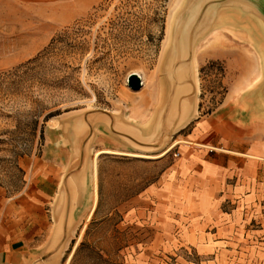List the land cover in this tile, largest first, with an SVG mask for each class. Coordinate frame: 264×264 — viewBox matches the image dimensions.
<instances>
[{"label": "rangeland", "instance_id": "1", "mask_svg": "<svg viewBox=\"0 0 264 264\" xmlns=\"http://www.w3.org/2000/svg\"><path fill=\"white\" fill-rule=\"evenodd\" d=\"M187 5V0H92L72 7L73 13L62 19L59 13L66 9L61 7L43 12L0 0V224L5 209H19L27 199L37 170L62 169L67 162L71 145L63 135L69 119H82L86 141L94 133L79 148L89 157L91 194L60 264H67L70 256L68 264H264V231L253 238L256 254L247 257L243 249L239 255L228 254L222 242L214 251L201 253L182 245L180 230L165 224L174 204L165 178L180 175L181 159L203 147L193 137L196 123L230 116L264 69L259 43L249 30L227 25L213 30L194 51L196 69L189 82L196 89L189 83L187 93L194 106L181 124L185 93L175 104L172 85L170 101H162L167 86L161 65L169 59L164 51L175 16ZM132 73L143 78L138 90L130 87ZM163 102L166 111L177 107L170 126L150 139L157 145L151 151L140 150L109 128H98L103 112L122 114L145 127ZM91 123L92 131L87 126ZM174 141L178 144L159 158L102 152L97 161L98 203L87 219L95 152L159 153Z\"/></svg>", "mask_w": 264, "mask_h": 264}, {"label": "crops", "instance_id": "2", "mask_svg": "<svg viewBox=\"0 0 264 264\" xmlns=\"http://www.w3.org/2000/svg\"><path fill=\"white\" fill-rule=\"evenodd\" d=\"M14 2L43 12L61 7L66 9L59 13L63 19L73 13L72 7L89 5L92 0ZM233 110L230 116L196 123L193 137L203 147L181 159L180 175L165 178L171 185L167 195L174 201L165 224L180 230L182 245L201 253L214 251L222 242L228 254L239 255L243 249L245 256L252 257L256 254L251 249L253 238L264 231V117L246 116L241 104ZM68 159L62 169L37 170L33 188L19 209H5L0 224V264H32L50 244L54 207Z\"/></svg>", "mask_w": 264, "mask_h": 264}, {"label": "water", "instance_id": "3", "mask_svg": "<svg viewBox=\"0 0 264 264\" xmlns=\"http://www.w3.org/2000/svg\"><path fill=\"white\" fill-rule=\"evenodd\" d=\"M187 3V7H184L175 16L173 32L169 38L175 46V52L161 65V69L166 73L163 76V81L167 86V93L163 95L162 101H170L168 93L173 86L175 94L172 99L175 104L179 96L185 93L180 109L182 112L181 124L185 122L188 112H191V108L193 109L194 106V99L187 94L190 91L189 75H192L191 78H193L196 69L194 51L199 42L208 34L224 25L247 29L250 36L259 43L260 51L264 57V0H187ZM199 3L201 4L200 15L196 16L193 9ZM209 7H214L215 10L214 17L210 20L204 16ZM129 84L132 89L138 90L143 86V80L137 73H132L129 77ZM190 84H193L195 90L196 84L194 82ZM241 103L244 109L243 114L246 116L264 117V69L261 77L249 88L247 93L242 95ZM164 104L163 102L159 106L155 117L145 127L126 120L122 114L114 115L103 112V116H99L103 125H99L98 128L101 130L109 128L113 133L135 142L142 147L140 150L151 151L157 148V145L151 143L150 139H153L162 128L166 129L170 126L171 115L177 107L173 105L166 111ZM84 124L78 116L66 122L63 138L70 143L71 152L54 207V233L44 253L32 264H60L70 232L86 210L91 194V178L87 164L89 157L83 155L79 150L87 139H85L87 128ZM87 126H91L90 130L95 129V123ZM93 135L94 133L91 137ZM91 137L86 143L92 139Z\"/></svg>", "mask_w": 264, "mask_h": 264}, {"label": "bare ground", "instance_id": "4", "mask_svg": "<svg viewBox=\"0 0 264 264\" xmlns=\"http://www.w3.org/2000/svg\"><path fill=\"white\" fill-rule=\"evenodd\" d=\"M193 10H194V14L196 16H199L200 15V10H201V4L199 3V5H196ZM214 11H215L214 7H209L206 10V13H205L204 16H206L209 20L213 19L214 14H215ZM170 41L171 40L169 39L168 44H167V46L165 48V51H164V53H166L169 56V58H171L172 55L175 52V46ZM138 75H140V74H138ZM140 77L142 78L141 75H140ZM177 144H178V141H174V142L169 144L164 150H162L159 153L131 152V151H122V150L121 151L120 150H110V149H105V150H102V151L95 152V155H94V158H93V182H94V187H93L94 189H93V194H92L93 195V203H92L91 210H90L89 214L87 215V219L89 220L92 217V215H93V213L95 211V208L97 206V203H98L97 161H98L99 155L102 152L121 153V154H127V155H131V156L139 157V158H159V157H162V156L166 155L167 153H169V151H171ZM86 226L87 225L85 224L84 227H83V230H85ZM70 258H71V256H70ZM70 258L68 259L67 264L70 262V260H71Z\"/></svg>", "mask_w": 264, "mask_h": 264}]
</instances>
